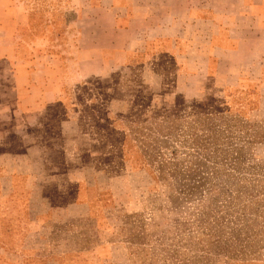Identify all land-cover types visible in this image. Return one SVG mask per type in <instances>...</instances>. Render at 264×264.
<instances>
[{"label":"rangeland","instance_id":"374dc122","mask_svg":"<svg viewBox=\"0 0 264 264\" xmlns=\"http://www.w3.org/2000/svg\"><path fill=\"white\" fill-rule=\"evenodd\" d=\"M76 4L0 0V86H15L1 62L15 40L30 85L46 64L61 76L76 59ZM262 38L254 64L187 96L170 73L123 68L66 87L46 128L0 118L6 247L22 264H264Z\"/></svg>","mask_w":264,"mask_h":264},{"label":"crops","instance_id":"0c3cea01","mask_svg":"<svg viewBox=\"0 0 264 264\" xmlns=\"http://www.w3.org/2000/svg\"><path fill=\"white\" fill-rule=\"evenodd\" d=\"M73 1L80 25L78 49L76 59L67 60L65 71L59 69L61 76L46 64L45 75L36 73L34 81L31 76L30 85V75L29 81L24 75L33 64L30 59L23 62L17 53L19 41H13L8 58L3 56L1 62L14 70L15 85L12 90L4 89V83L0 86V118L6 119V125L46 128L42 119L50 107L65 101L66 87L110 77L123 68H141L149 79L159 70L170 73L174 87L178 84L187 96L198 86L222 81L223 72L232 67L254 64L255 52L250 51L261 48L264 35V0ZM12 15L3 12L5 17ZM14 17L19 18L16 12ZM68 124L63 123L65 131ZM6 237L15 236L0 235V264H22L18 259L22 251L7 248Z\"/></svg>","mask_w":264,"mask_h":264}]
</instances>
